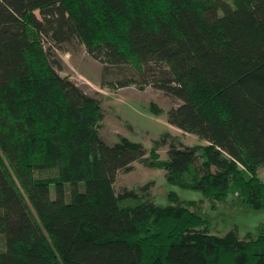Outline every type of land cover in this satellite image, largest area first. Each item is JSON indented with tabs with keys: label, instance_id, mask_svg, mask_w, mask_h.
<instances>
[{
	"label": "trees",
	"instance_id": "16d2710c",
	"mask_svg": "<svg viewBox=\"0 0 264 264\" xmlns=\"http://www.w3.org/2000/svg\"><path fill=\"white\" fill-rule=\"evenodd\" d=\"M75 38L106 69L135 70L113 88L180 99L169 123L208 143H109L102 101L55 66V43ZM135 161L264 209V0H0V264H264V221L217 235L203 200L161 205L150 182L118 192Z\"/></svg>",
	"mask_w": 264,
	"mask_h": 264
},
{
	"label": "rangeland",
	"instance_id": "374dc122",
	"mask_svg": "<svg viewBox=\"0 0 264 264\" xmlns=\"http://www.w3.org/2000/svg\"><path fill=\"white\" fill-rule=\"evenodd\" d=\"M233 5V0H224ZM223 14V11H220ZM51 38H46L49 47ZM55 56L59 60L56 69L63 76H69L78 83L87 93L102 101L106 114L99 127L100 134L111 144L120 140V136L129 137L141 142L148 150L154 145L155 140H161L166 132L178 136L187 145L207 144L208 141L198 135L186 132L169 123L167 113L180 104L181 100L167 94L163 89L151 83L137 81L129 86L113 88L112 83L124 77H133L135 70L130 67H109L94 59L86 46L78 39L64 43H55ZM156 109L161 112L157 113ZM170 142L162 144L158 152L163 159L168 158ZM41 174V172H39ZM53 173L42 172L41 175ZM264 180V167L259 170ZM151 184L148 197L161 205L171 202L170 193L175 192L183 200H203V213L209 219L212 232L225 235L232 228L237 227L241 236L248 232L258 233L264 221V209L254 210L241 201L231 191L227 202H214L205 198L201 190L184 188L167 179V170L152 168L146 164L135 161L131 171H121L117 175L115 187L118 192L124 188H138L141 185ZM55 195V186H51ZM5 248L4 236L0 234V249Z\"/></svg>",
	"mask_w": 264,
	"mask_h": 264
}]
</instances>
